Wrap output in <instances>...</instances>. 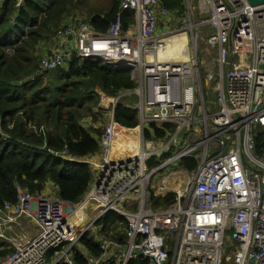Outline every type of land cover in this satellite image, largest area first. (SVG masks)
Here are the masks:
<instances>
[{
  "label": "built area",
  "instance_id": "built-area-1",
  "mask_svg": "<svg viewBox=\"0 0 264 264\" xmlns=\"http://www.w3.org/2000/svg\"><path fill=\"white\" fill-rule=\"evenodd\" d=\"M183 3L184 13L178 14L160 0H121L105 33L92 29L89 19H78L40 47L41 71L65 70L74 59L96 61L128 72L134 89L99 102L110 119L99 138L100 160L92 163L94 181L81 203L44 192L31 195L16 186L17 202L0 208V243L14 252L0 264H129L136 259L143 264H264V151L257 155L255 143L256 133L264 131V5ZM124 13L132 16L126 29ZM180 19H185L179 30L185 32L183 41L182 35L159 31L160 25ZM201 38L202 50L215 48L203 76ZM173 43L181 45L179 52L171 49ZM203 83H213V108L205 105ZM123 100H130L126 107L137 113L131 155L128 141L116 138L113 121ZM151 125L172 130L156 139ZM146 131L151 138H145ZM185 158L196 161L192 171L172 170L150 190L153 177ZM151 160L156 162L149 167ZM170 193L172 205L152 208L151 196ZM110 213L127 223L125 244L98 225ZM83 238L97 244V253L81 246Z\"/></svg>",
  "mask_w": 264,
  "mask_h": 264
},
{
  "label": "trees",
  "instance_id": "trees-1",
  "mask_svg": "<svg viewBox=\"0 0 264 264\" xmlns=\"http://www.w3.org/2000/svg\"><path fill=\"white\" fill-rule=\"evenodd\" d=\"M120 1L110 0L106 11L83 18L74 14L79 13V0L0 3V208L17 202L16 186L35 195L51 184L57 189L56 196L72 205L81 203L88 194L94 178L90 164L85 161L99 154V138L104 131L94 124L103 113L98 109L99 101L134 89V83L128 72L90 60L74 59L65 70L41 71L39 52L58 28L78 19L85 22L89 19L92 29L105 33L115 21ZM160 1L169 11L184 13L183 0ZM120 16L126 29L132 16L129 13ZM113 121L121 130L134 131L138 127L136 111L122 101L114 108ZM151 126L156 139L172 130L171 126L163 129ZM145 138H151L149 131ZM255 143L256 153L261 155L264 131L256 133ZM155 162L151 160L148 166ZM180 166L192 171L196 161L185 158ZM150 201L152 208L159 210L172 205L175 195L151 196ZM98 225L103 234L111 233L112 239L126 243L127 223L120 216L110 213ZM80 244L97 253V244L92 239L83 238ZM13 252L10 245L0 243V261ZM79 264L84 262L80 260ZM129 264L143 263L136 259Z\"/></svg>",
  "mask_w": 264,
  "mask_h": 264
},
{
  "label": "rangeland",
  "instance_id": "rangeland-1",
  "mask_svg": "<svg viewBox=\"0 0 264 264\" xmlns=\"http://www.w3.org/2000/svg\"><path fill=\"white\" fill-rule=\"evenodd\" d=\"M79 1H81L79 13H77V14L74 13L79 18H83L85 15L86 16H92V15H95L98 13H102L110 7V0H79ZM75 15H73V16H75ZM185 19H180L178 23L174 22V20H171L169 22H166V23L160 25L158 29L160 32H163V33L164 32H170L174 37L178 36V35H183V37L185 38V32L179 31L180 28L182 27ZM201 34L202 35L205 34V30L201 31ZM201 34H200V37H201ZM178 42H181V40H179ZM204 43H206V42L204 41L203 38H201V40L199 41L200 50H202L201 46L204 45ZM190 47H191V45L189 43L187 49L189 50ZM210 55L212 56V59L215 58V48L209 47V48L203 49L201 53H198L199 69L201 71V76L204 75L202 71H204V73L208 74L205 71L204 65L206 63L207 56H210ZM209 70H210V72H214L215 66L210 67ZM203 87H204V92H205V90H207V95H205V97H204L205 105L206 106L210 105V107L213 108L215 105V94L213 91V83H209L207 87L203 83ZM102 99L103 98H101L99 102H101ZM108 100H111V99H108ZM129 103H130V100H123L122 101V104L125 106L129 105ZM131 104H132V106H134L133 102H131ZM98 109H100L99 104H98ZM100 111H103V113L101 115L97 116V118H96L97 122L94 121V124H95L96 129H99L102 131L105 123H107L108 116H107L106 111L103 108H101ZM199 116H200V114H199ZM99 126H101V127H99ZM119 130H121V129H119ZM121 131L123 133V136L121 137V139L124 141H126L125 139H127L130 136V133L134 134L137 132V130H134V131L121 130ZM180 137H183V133L180 134ZM126 147L128 148V150H131V146H129L128 144H126ZM178 168H182L180 166V162H177L173 165H170L168 168L162 170L159 174H157L155 177H153L150 190L152 191L155 188H157V182L162 178V176H165L170 171L178 169ZM179 184L180 183H178V182H174L172 187L173 188L178 187ZM49 195L56 196V191L54 193L51 192ZM16 234L20 235L19 232H17ZM229 256H230V251L228 250L225 257H229ZM223 264H227V262L224 260Z\"/></svg>",
  "mask_w": 264,
  "mask_h": 264
},
{
  "label": "crops",
  "instance_id": "crops-1",
  "mask_svg": "<svg viewBox=\"0 0 264 264\" xmlns=\"http://www.w3.org/2000/svg\"><path fill=\"white\" fill-rule=\"evenodd\" d=\"M107 116H108V114H107ZM109 119H110V117L108 116L107 123H105V125H104L103 128H105V126L108 125V121H109ZM99 127H101V126H99ZM103 132H104V131H103ZM115 133H116V138H117V139H119V140H121V141H124V140L121 139V137L123 136V133H122L121 130H119V128H116V129H115ZM136 141H137V137H136V135L133 134V133H130V136H129V139H128V145L131 146V150H128V148L126 147V148H127V149H126V153H127V155H131V154L134 152V150H135V149H134V144L136 143ZM99 160H100L99 154H95V155L92 156L90 159H88L87 161H85V162H87V163L90 164L93 176H94V173H95V171H96V168H95V167H92V163L95 164V163H97ZM56 190H57V189H56L53 185H51V184H46V185L44 186L43 192L46 193V194H47V193L50 194L51 192L54 193Z\"/></svg>",
  "mask_w": 264,
  "mask_h": 264
},
{
  "label": "water",
  "instance_id": "water-1",
  "mask_svg": "<svg viewBox=\"0 0 264 264\" xmlns=\"http://www.w3.org/2000/svg\"><path fill=\"white\" fill-rule=\"evenodd\" d=\"M248 4L251 6V7H257V6H262L264 5V0H247ZM207 16L206 15H202L201 18L204 19L206 18ZM261 69H263L264 71V66H260ZM14 85H19L18 83H14ZM135 254H137L138 256H141V252L139 251H134Z\"/></svg>",
  "mask_w": 264,
  "mask_h": 264
},
{
  "label": "bare ground",
  "instance_id": "bare-ground-1",
  "mask_svg": "<svg viewBox=\"0 0 264 264\" xmlns=\"http://www.w3.org/2000/svg\"><path fill=\"white\" fill-rule=\"evenodd\" d=\"M181 38H182V41H183V39H184L183 35L181 36ZM180 46H181V45H178L177 43H173L170 47H171V49H174L175 52H179V51H180ZM134 134H135L136 137H137V132L134 133ZM128 139H129V137H128L127 139H125V140L128 141ZM136 145H137V141H136V143L134 144V149H136ZM173 189H175V190H179L180 187H175V188H173Z\"/></svg>",
  "mask_w": 264,
  "mask_h": 264
},
{
  "label": "clouds",
  "instance_id": "clouds-1",
  "mask_svg": "<svg viewBox=\"0 0 264 264\" xmlns=\"http://www.w3.org/2000/svg\"><path fill=\"white\" fill-rule=\"evenodd\" d=\"M91 167V166H90Z\"/></svg>",
  "mask_w": 264,
  "mask_h": 264
}]
</instances>
